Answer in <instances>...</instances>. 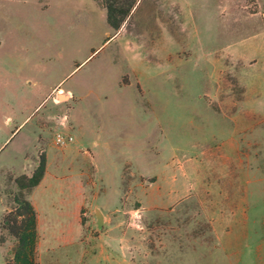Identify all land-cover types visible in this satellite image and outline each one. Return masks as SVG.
Returning <instances> with one entry per match:
<instances>
[{
    "label": "rangeland",
    "instance_id": "374dc122",
    "mask_svg": "<svg viewBox=\"0 0 264 264\" xmlns=\"http://www.w3.org/2000/svg\"><path fill=\"white\" fill-rule=\"evenodd\" d=\"M15 197L34 264H264V0H0L5 264Z\"/></svg>",
    "mask_w": 264,
    "mask_h": 264
},
{
    "label": "trees",
    "instance_id": "16d2710c",
    "mask_svg": "<svg viewBox=\"0 0 264 264\" xmlns=\"http://www.w3.org/2000/svg\"><path fill=\"white\" fill-rule=\"evenodd\" d=\"M138 0H101L106 11L107 25L118 30L131 9ZM45 159L41 157L37 168L30 177L22 176L16 179V184L22 190L39 185L45 173ZM14 209H11L2 220V225L9 234L16 238L17 244L11 263L34 264L35 244L37 238L36 212L30 202L18 197L14 198ZM19 223V226H16Z\"/></svg>",
    "mask_w": 264,
    "mask_h": 264
},
{
    "label": "crops",
    "instance_id": "0c3cea01",
    "mask_svg": "<svg viewBox=\"0 0 264 264\" xmlns=\"http://www.w3.org/2000/svg\"><path fill=\"white\" fill-rule=\"evenodd\" d=\"M11 134V133H10ZM3 145V144H2ZM2 145H1V147H2ZM0 201H1V199H0ZM1 204H2V201H1ZM3 205V204H2ZM3 212H4V207H2L1 209H0V219H1V217H2V214H3ZM0 264H5L4 263V259H3V250H2V248H1V246H0Z\"/></svg>",
    "mask_w": 264,
    "mask_h": 264
},
{
    "label": "built area",
    "instance_id": "2783aa9c",
    "mask_svg": "<svg viewBox=\"0 0 264 264\" xmlns=\"http://www.w3.org/2000/svg\"><path fill=\"white\" fill-rule=\"evenodd\" d=\"M69 140H71V139H69ZM57 142H58V143H64V140H62L60 137H58V138H57Z\"/></svg>",
    "mask_w": 264,
    "mask_h": 264
},
{
    "label": "bare ground",
    "instance_id": "6f19581e",
    "mask_svg": "<svg viewBox=\"0 0 264 264\" xmlns=\"http://www.w3.org/2000/svg\"><path fill=\"white\" fill-rule=\"evenodd\" d=\"M61 100V99H60Z\"/></svg>",
    "mask_w": 264,
    "mask_h": 264
}]
</instances>
